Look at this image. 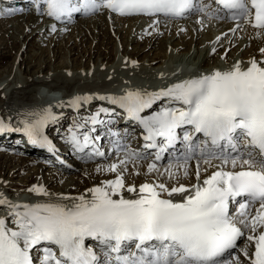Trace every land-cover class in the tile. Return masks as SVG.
<instances>
[{"label":"snow or ice","instance_id":"snow-or-ice-1","mask_svg":"<svg viewBox=\"0 0 264 264\" xmlns=\"http://www.w3.org/2000/svg\"><path fill=\"white\" fill-rule=\"evenodd\" d=\"M32 2L39 15L62 23L72 22L76 14L102 10L122 17H149L155 24L161 18L203 14L234 21L233 34L242 21L264 33V0H214L216 8L203 0ZM260 52L264 55V48ZM90 99L75 97L70 103L79 107ZM99 99L123 109L128 120L142 127L144 148L155 151H135L113 133L117 137L113 151L124 157L97 171L116 177L87 189V194L14 203L0 193V206L9 210L14 225L0 217V264H34V250L39 253L38 264H243L237 252L248 264H264V60L237 61L226 70L190 76L158 91L128 90ZM114 112L101 108L83 123L74 122L67 143L89 159L104 157L96 143L99 136L92 135L95 127L81 129L105 123L101 114ZM26 116L30 118L21 121V128L0 117V135L19 131L31 144L54 152L45 134L57 119L51 108ZM169 149L179 154L161 174L174 183L126 184L129 164L151 157L147 173L161 172L159 162ZM193 162L196 182L180 183L181 173L189 177ZM209 168L214 171L201 179ZM28 191L52 195L41 185ZM242 239L254 245L251 255L247 246L240 248ZM86 240L93 243L86 245Z\"/></svg>","mask_w":264,"mask_h":264},{"label":"bare ground","instance_id":"bare-ground-1","mask_svg":"<svg viewBox=\"0 0 264 264\" xmlns=\"http://www.w3.org/2000/svg\"><path fill=\"white\" fill-rule=\"evenodd\" d=\"M2 2H6L7 5H14V2L7 3L9 1L0 0V3ZM203 2L210 4L212 8L217 7L213 0H203ZM74 19V22L62 23L46 15L41 16L37 11L29 9L23 12L2 11L0 9V55L5 53L3 51L8 48L6 41L11 40L12 45L15 47L22 36L24 37L22 40L26 41L27 35L30 32L31 38L49 34L46 41L50 43L54 41V44H59L57 52L55 50V54H62L67 51L66 49H69L71 55H75L74 58L76 60L79 55L76 50L78 48L77 38L83 43L88 40L92 32H95L101 37L113 33L118 39L114 44L113 57H108L102 53L103 46L96 44L92 52H94L95 56L96 54L98 55L96 58L90 55L88 63L68 65L66 64L67 59H62L59 66L39 67L37 71H32L34 73L32 76H29L27 68L20 67L25 61V52L22 50L18 56V51L15 61L19 60V66L16 68V62H13L10 68H5L0 75V117H3L5 120L10 119L11 123L17 125L22 120L30 118L26 114L37 111L44 99L52 97L51 95L47 96L44 90L42 93H34L33 102H30V100H26V102L15 96L16 93L33 84L42 83L53 89L59 88L62 92L67 93L63 96H68L70 93H79V96H72L73 99L75 97H93L98 92V90L94 89L103 87H109L107 90H104L109 93L122 91V93H125L128 89H134L131 87H136L141 91L153 92L161 89L162 82H165L163 87L165 88L183 80L182 74H178L187 72L193 68L199 71L208 70L200 72L201 74L211 72L214 69L226 70L237 61L248 62L253 57L257 60H264V55L260 52V49L264 48V33L258 34L255 28L244 24L243 21L241 22V29H238L233 34L231 29L235 28V22L227 21L226 19H210L203 16V14H193L187 18L173 20L161 18L158 24H155L149 17H122L110 14L107 10L87 16L76 14ZM53 25H55L54 30ZM85 26L86 28L84 29ZM205 31L208 34H206L205 38H202ZM52 34L58 37L55 39L53 36L50 40ZM66 35L68 36L66 37ZM180 38H186L187 41L181 42L179 41ZM46 41L43 42V45H45ZM130 43L132 45H141L143 48L141 50L135 48L129 49L128 45ZM44 48L42 47V49ZM133 62H135V65ZM46 68L48 70L43 73V70ZM41 69L42 71H40ZM172 76L174 77L170 79ZM30 77L33 78L31 79ZM27 92L30 93L32 91ZM55 96L60 98L61 94L56 92ZM64 104L63 102L59 103V105ZM120 126H124V124ZM17 132L0 135V147L8 149L4 146L6 145L9 148H14V151H18L15 153L19 154H12L9 151L0 153L9 155L10 158L24 164L23 167H18V172H24L23 169L31 168L28 170V178L33 174L35 175V173L38 174V177L40 174L41 176L31 185L19 190L14 187L18 182H13V178H9L8 182H6V179L0 180V193L14 203H34L48 199L56 200L57 197L62 195L75 197L87 194V189L101 185L102 182L116 177V173L105 170L97 171V169H106L110 163H116L124 157L123 152L117 155L108 153L104 157L92 158L96 159L93 162L76 163L71 167L60 162L50 152L43 151L36 146L30 144L24 148L25 141H16V144H12L11 135ZM150 162L151 158L136 162L135 164H129L125 172L126 184L139 186L144 182L157 180L169 184L175 182L168 181L167 177L161 174L163 168L169 162L159 163L161 172L148 174L147 165ZM50 163L55 164V167ZM194 164L195 162H193V167L190 168L188 178L184 177L185 179L183 180L181 173L179 177L180 183L187 185L196 182ZM75 166L78 167L75 168ZM119 170L124 171V166H121ZM212 171L214 169L209 168L207 173L202 174L201 179ZM95 172L102 174L100 180L98 182L93 181L85 188L81 187ZM137 172L141 176L137 175ZM47 173L55 175V179L48 181ZM14 175H16V170ZM56 180L57 184H55ZM34 185L45 187L52 194L51 197L37 196L28 191ZM6 191L12 192V194H23L22 196L12 198V196L6 195ZM124 195L126 197L129 196L127 192ZM63 202L69 205L72 203L71 200H64ZM7 213H9V210L5 206H0V217L6 218L9 221V226L14 227L11 224V217H8ZM243 243L244 246H247L248 242L244 240ZM247 248L251 255L254 251V245L248 244ZM237 254L239 255V252ZM239 257L243 264H248L244 256L239 255Z\"/></svg>","mask_w":264,"mask_h":264},{"label":"rangeland","instance_id":"rangeland-1","mask_svg":"<svg viewBox=\"0 0 264 264\" xmlns=\"http://www.w3.org/2000/svg\"><path fill=\"white\" fill-rule=\"evenodd\" d=\"M85 28H86V26L84 27V29ZM206 34H208V33L205 31V33H203V35H202V38H205V36H207ZM113 35L114 34L112 33L110 35H106V36H102L101 37L100 35L96 34L95 32H92L90 34V37L88 38V40L84 41L83 43H81V40L79 38H77L76 42L78 44V48L76 50L78 51L79 55H78V58L76 60V58H74L75 55H71V53L69 52V49H66L67 51L63 52L62 54L61 53H59V54L56 53L55 54V50L57 52V50H58L57 47H58L59 44L58 45L54 44V41L52 43H50L49 41H46L48 39V37H49V34L44 35V36H40L38 38L37 37L36 38H31V32H30L27 35L26 41L22 40L24 38L22 36L20 41L15 45V47L12 45L13 43H12L11 40H9L8 42L6 41V43L8 45V48H6L5 51H3L5 53L0 55V75H1V73L3 72V70L5 68H10L11 64L13 62H16L15 61V59H16L15 56L17 55L18 51H19V54H18V56H19L21 54L22 50H24V52H25V55H24L25 61H24V63L22 65H20V67L25 68V69L27 68L29 76H32L34 74L32 71H35V70L37 71L39 69V67L50 66V65L59 66L61 64L60 61L62 59H67L66 64H68V65H72L74 63L77 64V65H79L81 63L82 64H86V63H88V57L90 55H92L93 57L95 56L94 52H92V51H94V47H95L96 44H98V46L99 45L103 46L102 53H104L108 57L109 56L113 57L114 56V54H113V52H114V44H115V41L118 40L117 37H115V35L114 36ZM53 36L54 35L52 34L50 40L53 38ZM67 36L68 35H66V37ZM54 37L56 39L58 36L55 35ZM207 38H209V37H207ZM6 39H7V37H6ZM78 39L80 40V42H79ZM44 41H46V43H44L45 45H43ZM90 41H92V42H90ZM179 41L186 42L187 39L186 38L185 39L184 38H180ZM104 43H105V45H104ZM26 45H27V47H26ZM92 45H93V47H92ZM194 45H195V43H194ZM42 47H45V48L42 49ZM128 48L129 49H134L135 48L137 50H141L143 47L141 45H137V44L132 45L130 43L128 45ZM79 49H80V51H79ZM187 49H188V47H187ZM43 50H45V51H43ZM97 55L98 54H96V56ZM96 56H95V58H96ZM20 67H19V69H20ZM47 70H48V68L44 69L43 73H45ZM40 71H42V69ZM41 74H42V72H41ZM30 78L32 79L33 77H30ZM33 85H35V84H33ZM32 86L26 87L21 92L19 91V93H16L15 96L17 98L25 100V101L26 100L27 101L30 100V102H31L34 99L35 95L33 94V90H30L32 92L28 93L26 89L29 88V87L31 89ZM67 87H70V86H67ZM108 88L109 87H103V90H105V89L107 90ZM98 89L99 88L94 89V90H98ZM23 96H24V99H23ZM5 151H9L12 154H19V153L11 152L9 149H2V147H0V152L1 153H4ZM1 153H0V180L6 179V182H8L10 180L9 178H13V180H12L13 182H15V183L18 182L14 187L19 190V189H22L23 187L31 185L33 182H35V180H37L41 176V174L38 177L37 173H35V175L33 173H31L33 175L28 178V176H27V174L29 172L28 170H30L31 168H26V170L23 169L24 172H21V171L18 172L17 171L18 167H23L24 164L22 162H18L16 159L10 158L9 155H4V154H1ZM20 154H22V153H20ZM68 160H70V159H68ZM51 165L53 167H55V164H51ZM77 167L78 166H75V168H77ZM15 170H16V175H14ZM75 172H77V171H75ZM101 175L102 174H100L98 172L93 173L92 176L89 178V180L86 181L84 183V185L82 184L81 187L85 188V187H87V185H89L93 181L94 182H98L100 180V178H101ZM139 176H141V175H139ZM54 179H55V175H53L51 173L50 174L47 173V180L48 181H53ZM182 179L184 180L185 178L183 177ZM55 182H56L55 184H57V180ZM17 189H13V190H17ZM243 242H244V240H242L241 245H240L242 248L245 247L243 245L244 244ZM248 244L249 243H247V246H248ZM239 255L243 256V254L240 253V252H239ZM249 255H250V253H249Z\"/></svg>","mask_w":264,"mask_h":264}]
</instances>
